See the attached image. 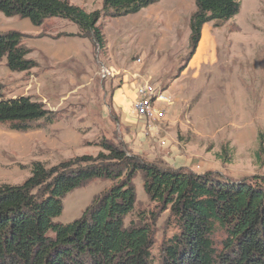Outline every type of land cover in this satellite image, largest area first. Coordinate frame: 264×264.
Returning a JSON list of instances; mask_svg holds the SVG:
<instances>
[{
	"label": "rangeland",
	"instance_id": "374dc122",
	"mask_svg": "<svg viewBox=\"0 0 264 264\" xmlns=\"http://www.w3.org/2000/svg\"><path fill=\"white\" fill-rule=\"evenodd\" d=\"M103 1L68 0L86 13L100 11ZM194 1L161 0L119 18L101 14L97 26L102 50L92 39L79 37L78 27L68 20L48 18L34 26L27 19L0 13V35L21 34L22 45L29 51L25 59L36 65L27 72H11L6 59L0 60V99L28 97L50 111L53 120L51 124L36 122L26 132L0 124V186L21 185L30 177L34 163L50 169L77 157L95 158L102 151L101 139L121 143L133 155L135 134L144 121L123 125L113 95L123 84L138 87L145 82L155 88L154 95L167 97L170 91L162 89L172 87L171 106L155 102L154 107L170 118L175 109V127L165 133H170L180 153L185 155L190 148L193 153L205 149L216 154L213 170L197 169L198 174L246 180L250 185L264 182V0H237L239 12L233 18L222 25H203L197 48L189 57L188 22L195 11ZM101 68L109 73L106 80L100 77ZM162 121L157 123L158 130ZM143 133L160 145L147 127ZM144 154L138 158L145 163L169 168L161 158L151 162ZM167 155L166 151L157 154ZM114 183L95 179L69 192L62 198V212L54 223L65 225L79 219ZM132 184L135 205L124 218V226L150 224L151 253L156 257L162 242L176 233L175 226L167 210L149 201L140 172Z\"/></svg>",
	"mask_w": 264,
	"mask_h": 264
},
{
	"label": "trees",
	"instance_id": "16d2710c",
	"mask_svg": "<svg viewBox=\"0 0 264 264\" xmlns=\"http://www.w3.org/2000/svg\"><path fill=\"white\" fill-rule=\"evenodd\" d=\"M161 0H104L102 9L86 13L68 0H0L5 17L27 19L40 26L61 18L75 24L79 37L104 47L98 21L133 15ZM189 18L191 57L203 25H222L239 12L237 0H195ZM23 36L0 35V60L11 72L36 65L25 59ZM52 113L28 97L0 99V124L26 132L36 122L52 123ZM262 135L259 147L262 148ZM93 158L77 157L50 169L31 166L21 185L0 186V264H264V182L227 181L212 173L162 168L132 155L121 143L101 139ZM224 152V151H222ZM221 159L223 156L218 155ZM225 161V160H224ZM140 172L149 201L168 211L176 233L151 253L150 224L124 226L134 210L132 180ZM95 179L115 182L82 216L65 225L54 223L62 198Z\"/></svg>",
	"mask_w": 264,
	"mask_h": 264
},
{
	"label": "crops",
	"instance_id": "0c3cea01",
	"mask_svg": "<svg viewBox=\"0 0 264 264\" xmlns=\"http://www.w3.org/2000/svg\"><path fill=\"white\" fill-rule=\"evenodd\" d=\"M147 83V82H145ZM136 89L137 87L131 84H123L121 85L119 88H117L114 92L113 95V104H114V108L119 111V118L120 121L123 125L125 126H135V124L138 121V118L136 117L135 113L133 112L132 109V105L134 103V101L136 100ZM162 89V88H161ZM164 93H167L168 91H170L169 95H167V102H165L164 104L168 105L169 107L171 106V94L174 95V92L172 90V87H168L166 90L162 89ZM163 94V93H162ZM173 111V115L172 117H168V113L166 114L165 111V115L166 117L163 118V121L160 125V131L159 134L157 136V138H161L164 141V144H160L159 146H157L154 143L153 137H151L150 139H147L148 136L145 135V133H143V131H146V123L143 122L142 126H141V131L136 135V138L138 141H136L135 145L133 148H131V151L133 152V155H137V156H142L144 153V155H146V159H148V161H156L158 158L160 160V158L162 159V162L167 164L168 167L170 169L176 170V169H180V168H184L186 170H189L195 174L197 173V169L198 170H202L203 168H206V171H210L213 170V166L215 164V161L217 162L216 159V154L213 155L212 153L206 152V150H200V152L198 153H193L194 151H192L190 148L185 150V155L183 153H180V151L177 149V147L175 145L172 144V138L170 133H165L167 132V129H172L175 127V121L176 119L173 117L175 115V109H171ZM180 113V112H179ZM196 113L198 114V112L196 111ZM133 114V115H131ZM195 114V110H191V115ZM124 118L125 121H122V119ZM166 119V120H164ZM144 121V120H143ZM165 121V122H164ZM171 121V123H170ZM159 128V125L156 126V129ZM160 132L162 134H160ZM143 133V134H142ZM141 143V145H140ZM161 151H166L170 156H157V154H161ZM156 153V155H155ZM219 162V160H218ZM222 168V167H221ZM223 169V168H222ZM205 171V172H206Z\"/></svg>",
	"mask_w": 264,
	"mask_h": 264
},
{
	"label": "built area",
	"instance_id": "2783aa9c",
	"mask_svg": "<svg viewBox=\"0 0 264 264\" xmlns=\"http://www.w3.org/2000/svg\"><path fill=\"white\" fill-rule=\"evenodd\" d=\"M100 77L101 79L106 80V78L109 77V73H104L103 69L101 68ZM154 90L155 88L149 83L139 85L136 89V100L132 105V109L138 119L144 120V122L146 123V127L152 132V135L157 137L160 130L156 129V126L154 124V117L165 118V113L150 114V96L152 95V92ZM165 102H167V97L162 95L160 103ZM158 142L161 145L164 144L163 139L159 137Z\"/></svg>",
	"mask_w": 264,
	"mask_h": 264
},
{
	"label": "bare ground",
	"instance_id": "6f19581e",
	"mask_svg": "<svg viewBox=\"0 0 264 264\" xmlns=\"http://www.w3.org/2000/svg\"><path fill=\"white\" fill-rule=\"evenodd\" d=\"M161 96L162 94H157L154 95L152 94L150 96V114H160V113H164V111L160 108H155L154 107V103L155 102H160L161 101ZM164 117H154V124L155 126H157V123H159Z\"/></svg>",
	"mask_w": 264,
	"mask_h": 264
}]
</instances>
